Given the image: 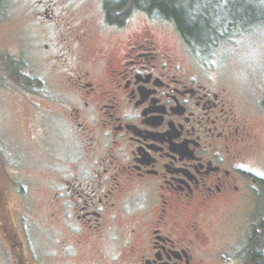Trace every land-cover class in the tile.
Instances as JSON below:
<instances>
[{"label":"flooded vegetation","instance_id":"flooded-vegetation-1","mask_svg":"<svg viewBox=\"0 0 264 264\" xmlns=\"http://www.w3.org/2000/svg\"><path fill=\"white\" fill-rule=\"evenodd\" d=\"M98 2L83 15L38 8L24 23L54 27L67 57L44 55L48 44L35 63L0 50V106L26 108L30 129L8 115L0 148L23 132L48 161L34 172L30 158L0 155V264L227 261L214 219L264 188L251 120L264 122V91L250 111L144 25L108 23Z\"/></svg>","mask_w":264,"mask_h":264},{"label":"rangeland","instance_id":"rangeland-1","mask_svg":"<svg viewBox=\"0 0 264 264\" xmlns=\"http://www.w3.org/2000/svg\"><path fill=\"white\" fill-rule=\"evenodd\" d=\"M196 1L197 5H200L202 13L208 12L212 17L221 12L235 23L241 19H251L246 13L247 10L244 7L247 6L246 4L253 3L257 6H264L262 0H234L226 8L223 5L228 0ZM214 1L218 2L215 6ZM47 7L52 9L55 17L69 12L74 15L77 13L83 15L97 11L99 2L98 0H1L0 50H10L14 59L13 52L18 49L21 58L24 57L29 63H35L42 55L43 45L48 44L51 46V50L45 52L44 55L47 56L51 53L63 58L66 54L65 57H67V53L63 50L64 45L57 42L59 38L56 36L57 32L54 27H42L35 22H29L25 25L27 27H24L25 22L34 19L33 15L39 10L38 8ZM27 12L28 15H26ZM221 17H217L215 21L220 22ZM37 21L39 22V20ZM126 24L131 29H140V26L144 25L173 48L175 58L182 63L187 71L199 72L204 76L217 79L220 84H224L231 91L237 102L250 111H255L259 107L264 91V24L256 23L250 28L241 26L230 28L229 22H226L222 35L224 40L206 51L188 46L183 48L181 46L182 38L172 23L162 21L157 17L136 12ZM23 34L27 35V39L23 37L22 45L17 38ZM6 105L7 108L0 106V116L3 117L2 119L0 117V142L4 143L6 118L8 115L13 116L14 112L22 116V118L19 117L18 123H14V126L30 135L27 109L16 108L12 99L7 100ZM251 120L253 122L256 120V124H253L256 125L257 133L261 139L260 152L254 159L258 164L256 170L259 175L264 177V122L257 116H252ZM23 132H20L19 137L22 145L17 144L12 150L11 147L3 145L0 148V155L4 159V155L17 153L19 156H23L21 159L23 163H25V157L30 158L33 167L31 169L36 172L48 161L37 159L34 147L38 146L39 142L35 143L32 139L25 138L22 136ZM48 154L51 155L50 152ZM246 195L239 205L226 209V212L220 210L219 215L214 219L215 224L225 225V231L218 248L223 254L229 252L230 256L225 255L227 261H224L223 259L217 260L213 255L211 264H243L245 239L250 232L247 226L250 223L258 225L261 220H264V188L260 186L256 191ZM234 242H236L234 245L236 251L233 252V249L231 251L230 249ZM109 247L108 254L112 256L117 249L114 245Z\"/></svg>","mask_w":264,"mask_h":264},{"label":"trees","instance_id":"trees-1","mask_svg":"<svg viewBox=\"0 0 264 264\" xmlns=\"http://www.w3.org/2000/svg\"><path fill=\"white\" fill-rule=\"evenodd\" d=\"M233 1L228 0L223 7H228ZM216 3L218 2L214 1V6ZM246 5L244 6L246 13L251 19H241L235 23L221 12V15L214 14L212 17L208 12L202 13L196 0H104L108 23L126 24L134 13H144L172 23L188 47L203 51L212 49L224 40L222 35L226 22H229L230 28L239 26L250 28L256 23L264 24V6L253 3ZM217 17H221L218 23L215 21ZM243 264H264V220L253 228L246 242Z\"/></svg>","mask_w":264,"mask_h":264},{"label":"snow or ice","instance_id":"snow-or-ice-1","mask_svg":"<svg viewBox=\"0 0 264 264\" xmlns=\"http://www.w3.org/2000/svg\"><path fill=\"white\" fill-rule=\"evenodd\" d=\"M257 175H259V173H257Z\"/></svg>","mask_w":264,"mask_h":264}]
</instances>
